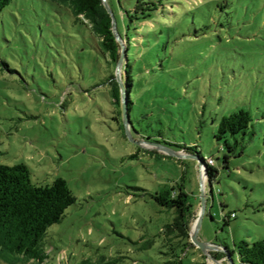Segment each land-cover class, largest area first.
<instances>
[{
    "label": "rangeland",
    "instance_id": "374dc122",
    "mask_svg": "<svg viewBox=\"0 0 264 264\" xmlns=\"http://www.w3.org/2000/svg\"><path fill=\"white\" fill-rule=\"evenodd\" d=\"M155 1L148 21L128 31V131L110 92L112 67L87 26L50 0L2 10L0 164L25 163L37 184L63 178L76 197L47 228L44 258L10 264H214L163 233L174 210L151 195L177 184L195 218L205 196L200 241L234 249L264 239V0ZM239 109L252 120L245 134L227 135L237 143L224 168L215 132ZM196 151L219 170L212 185Z\"/></svg>",
    "mask_w": 264,
    "mask_h": 264
},
{
    "label": "trees",
    "instance_id": "16d2710c",
    "mask_svg": "<svg viewBox=\"0 0 264 264\" xmlns=\"http://www.w3.org/2000/svg\"><path fill=\"white\" fill-rule=\"evenodd\" d=\"M11 0H0V14ZM69 11L74 18L87 26L94 38L100 54L111 65L112 73L108 79L110 92L114 102L123 112L124 105L128 127H130V110L133 101L131 92L134 86L131 61L129 59L130 40L128 31L137 30L155 12L160 2L155 0H134L126 6L123 0H117L118 10L123 21V28L118 25L117 10L112 8L117 20V29L125 45V53L120 71L122 87L116 79L115 69L121 55V47L112 31L111 16L105 9L102 0H50ZM251 115L245 109H239L224 115L218 122L215 138L224 139L227 152L223 156V166L228 167V160L235 149L237 140L230 143L227 135L245 134L251 123ZM223 150L224 148L221 147ZM199 158L206 182L212 185L219 170L214 164H209L200 152H195ZM197 160V159H196ZM198 161V160H197ZM154 201L162 207L172 208L174 218L164 226L163 233L167 238H178L190 243V226L195 219L194 206L183 185H171L151 195ZM76 197L63 178H56L49 184L32 182L29 167L25 163L14 165L0 164V264H10L15 258L41 260L44 258L42 240L47 228L57 223L65 210L75 203ZM232 216V215H231ZM211 217V216H210ZM230 216L224 215V223ZM231 257L236 254L240 264H264V239L252 242L241 240L234 243L230 249L224 242ZM233 260V259H232Z\"/></svg>",
    "mask_w": 264,
    "mask_h": 264
},
{
    "label": "water",
    "instance_id": "95a60500",
    "mask_svg": "<svg viewBox=\"0 0 264 264\" xmlns=\"http://www.w3.org/2000/svg\"><path fill=\"white\" fill-rule=\"evenodd\" d=\"M102 3L104 5L105 9L107 10V12L111 16L112 31H113V33H114L117 41L119 42L120 47H121V55H120V58H119V60L117 62V65H116L115 75H116V79H117V81H118V83H119V85L121 87V90H122L123 87H122V81H121L120 71H121V67H122V63H123L122 53L125 50V45H124V42H123V40H122V38H121V36H120V34L118 32V29H117V20L115 18V15H114V12H113L112 8L108 4L107 0H102ZM122 115H123V122H124L125 127H126V129L128 131L129 127H128V122H127L125 105H124V109H123ZM149 144L155 145L157 148H159L161 150H164V151H166L169 154L176 155V156H180V157L181 156H184V155H181V154L177 153L176 151L170 150L168 147L163 146L161 144H158V143H149ZM195 159H197L198 162L200 163V160H199L198 157L195 156ZM200 182H201V185H202V181H200ZM205 210H206V201H205V196L202 193L201 206H200L198 215L196 216L193 224L190 226V243L196 245L198 248H200L202 251H204L206 253H209L210 251H212V249H215V250H219L220 249L226 255V263H223V264H234V262L232 260V257H231V255L229 253V251L226 248H224L222 245L208 243V242H203V241H200L197 238L198 229H199L200 223L202 221V218L205 215Z\"/></svg>",
    "mask_w": 264,
    "mask_h": 264
},
{
    "label": "crops",
    "instance_id": "0c3cea01",
    "mask_svg": "<svg viewBox=\"0 0 264 264\" xmlns=\"http://www.w3.org/2000/svg\"><path fill=\"white\" fill-rule=\"evenodd\" d=\"M195 210H196V208H194V212H195ZM221 244H222V242L220 243V245ZM207 256L210 258L211 262H213L214 264L226 263V255L220 249L219 250L210 251L209 253H207ZM236 258H237V261H238L237 255H236ZM238 263H239V261H238Z\"/></svg>",
    "mask_w": 264,
    "mask_h": 264
},
{
    "label": "built area",
    "instance_id": "2783aa9c",
    "mask_svg": "<svg viewBox=\"0 0 264 264\" xmlns=\"http://www.w3.org/2000/svg\"><path fill=\"white\" fill-rule=\"evenodd\" d=\"M207 161L209 164H214V160L212 158H208ZM232 216H233V214H232Z\"/></svg>",
    "mask_w": 264,
    "mask_h": 264
},
{
    "label": "bare ground",
    "instance_id": "6f19581e",
    "mask_svg": "<svg viewBox=\"0 0 264 264\" xmlns=\"http://www.w3.org/2000/svg\"><path fill=\"white\" fill-rule=\"evenodd\" d=\"M124 53H125V50H124V52L122 53V59H123Z\"/></svg>",
    "mask_w": 264,
    "mask_h": 264
}]
</instances>
